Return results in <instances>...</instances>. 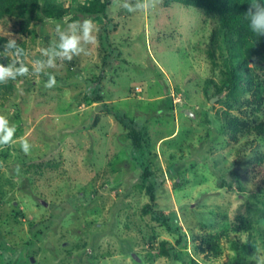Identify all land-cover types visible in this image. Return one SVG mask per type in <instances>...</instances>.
Listing matches in <instances>:
<instances>
[{"label":"rangeland","instance_id":"1","mask_svg":"<svg viewBox=\"0 0 264 264\" xmlns=\"http://www.w3.org/2000/svg\"><path fill=\"white\" fill-rule=\"evenodd\" d=\"M46 1L67 7L63 17H44L38 8L31 18L0 15V51L9 58L0 63H11L3 50L12 35L30 68L28 76L0 84V114L17 126L16 140L32 145L28 154L15 142L0 151V264H24L27 256L30 264H182L159 249L176 234L142 211L154 177L156 207L176 213L186 234L182 248L199 264L229 261L230 238L238 234L233 224L250 217L257 230L263 222L264 210L250 201L256 197L229 188L228 175L232 168L264 170V135L257 129L264 125V65L251 60L252 80L244 75L229 92L227 70L236 55L208 2L162 0L154 11L129 13L111 0L105 24L79 10L89 0ZM84 18L98 26V43L89 45L90 55L57 60L46 70L56 86L46 88L48 77L31 74L32 62L47 59L40 53L57 39L56 22ZM109 52L101 80L106 100L146 128L152 177L133 158L115 116L82 100ZM213 234L221 254L194 253ZM255 237L242 264L264 254V234Z\"/></svg>","mask_w":264,"mask_h":264},{"label":"trees","instance_id":"2","mask_svg":"<svg viewBox=\"0 0 264 264\" xmlns=\"http://www.w3.org/2000/svg\"><path fill=\"white\" fill-rule=\"evenodd\" d=\"M199 1V0H196ZM208 2L207 8L219 13L223 19V27L228 31L231 36L226 45L232 47L233 53L236 55L234 64L231 63L230 68L227 70L228 79L227 87L229 92H233L237 83H240L244 75L252 80L251 67L249 62L254 61L260 65H264V37L255 36L248 28V22L245 19V13L250 4V0H200ZM111 0H89L82 2L79 5V10L82 13H93L101 16L105 19V24L110 23V16L107 12V8ZM40 9L42 15L47 18H61L67 11V7L59 2H48L43 0H0V15L17 13L21 16L32 17L35 9ZM103 36H106V28L103 26ZM102 37V36H101ZM2 48H0L1 50ZM109 54L103 56L102 65L99 68L98 75L88 86L87 91L82 95V100L87 102H99L102 107L108 111V113L115 116V120L119 122L124 132L122 138L128 141L130 150L132 148L133 158L139 163L141 168H144L145 176L152 177V172L148 168L150 147V136L146 131L144 125H141L136 116H129L123 110H113L107 100L108 97L104 93V86L101 82L105 70L109 68ZM7 57L0 51V61ZM5 62L9 61V58H5ZM233 62V60H232ZM263 62V63H262ZM248 79V80H249ZM260 95V94H259ZM260 128V130H259ZM258 131L264 135V125H260L257 128ZM264 137V136H263ZM128 139V140H127ZM151 141V140H150ZM251 175V179L256 180L253 182L254 188L252 189L248 185V175ZM154 176V175H153ZM230 180L228 181L229 188H235L238 191L245 192L248 199L256 197L251 202H256V208L258 211L264 210V203L260 197L264 195V170L261 171V167H252L250 170L235 171L233 168L229 171ZM227 176V177H228ZM155 178V182L148 186L149 202L143 205V213H149L150 216L160 222L171 233H174L175 241H171L167 238H163L159 242V249L162 254H165L172 259L179 260L182 264H199L198 260L194 257V254L188 252V250L182 247L187 245L186 234L182 227L178 224L176 213L171 212L164 213L162 210L156 207V187L160 180ZM258 204H263L262 207ZM262 225L254 229L253 223L250 217H240L237 223L233 224V229L236 233L245 232L246 237L240 241L241 237L237 234L230 238L232 249L235 254L224 264H242L240 257L243 253L249 252L254 249L258 244L255 237L256 232L260 235L264 234V212L260 216ZM224 232V230H223ZM218 235L213 234L204 238V244H197L194 248V253L203 252L204 259L211 258L212 256L218 257L221 254V247L217 243ZM261 239V238H260ZM24 260V264H30L31 260L27 256ZM14 264V263H13Z\"/></svg>","mask_w":264,"mask_h":264},{"label":"clouds","instance_id":"3","mask_svg":"<svg viewBox=\"0 0 264 264\" xmlns=\"http://www.w3.org/2000/svg\"><path fill=\"white\" fill-rule=\"evenodd\" d=\"M162 0H113L114 7L124 9L129 13L154 11ZM248 22L249 30L257 37H264V0H250L247 12L244 14ZM98 26L92 18H84L80 21L65 20L56 22L55 33L57 39L41 50V57L47 59H35L31 65V74L46 75V88L56 86L55 74L46 71L56 67V61H71L74 57L90 55L89 45L98 43L96 33ZM4 53H11V63H0V84L15 81L18 77H26L30 74V68L25 62L26 51L17 43V39L9 35L4 44ZM8 58V57H5ZM17 126L11 124L8 118L0 114V151L18 143L22 152L30 153L32 145L27 139L16 140ZM19 166H17L18 170ZM255 264H264V254L255 257Z\"/></svg>","mask_w":264,"mask_h":264},{"label":"water","instance_id":"4","mask_svg":"<svg viewBox=\"0 0 264 264\" xmlns=\"http://www.w3.org/2000/svg\"><path fill=\"white\" fill-rule=\"evenodd\" d=\"M214 98H216V97H214ZM213 99V98H212Z\"/></svg>","mask_w":264,"mask_h":264}]
</instances>
